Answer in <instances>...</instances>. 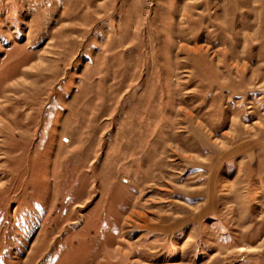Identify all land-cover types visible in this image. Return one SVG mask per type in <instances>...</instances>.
<instances>
[{
	"label": "rangeland",
	"instance_id": "374dc122",
	"mask_svg": "<svg viewBox=\"0 0 264 264\" xmlns=\"http://www.w3.org/2000/svg\"><path fill=\"white\" fill-rule=\"evenodd\" d=\"M0 264H264V0H0Z\"/></svg>",
	"mask_w": 264,
	"mask_h": 264
}]
</instances>
